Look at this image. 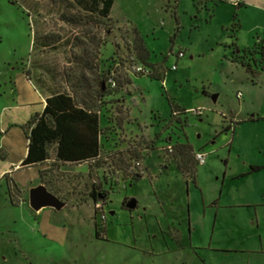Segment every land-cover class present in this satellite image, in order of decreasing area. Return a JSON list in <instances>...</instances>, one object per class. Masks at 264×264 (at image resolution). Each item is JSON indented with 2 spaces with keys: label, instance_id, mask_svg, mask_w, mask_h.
Instances as JSON below:
<instances>
[{
  "label": "rangeland",
  "instance_id": "rangeland-1",
  "mask_svg": "<svg viewBox=\"0 0 264 264\" xmlns=\"http://www.w3.org/2000/svg\"><path fill=\"white\" fill-rule=\"evenodd\" d=\"M76 4L0 0V264H264V168L250 172L264 167V0H115L107 19ZM134 29L147 65L134 53ZM44 36L60 45L40 58ZM77 63L86 74L81 91ZM46 65L50 74L41 75ZM139 65L157 69L163 82L126 72ZM100 70L121 72L131 87H104L100 97ZM41 77L59 86L49 93H70L98 112L97 160L58 164L51 149L46 166L12 169L27 147L26 123L42 112ZM170 102L185 113L176 116ZM176 144L192 148L183 170ZM39 187L58 203L32 209L29 195ZM91 192L107 200L96 203ZM217 197L216 209L200 212L202 200ZM124 198L137 210H120ZM171 222L182 230H167Z\"/></svg>",
  "mask_w": 264,
  "mask_h": 264
},
{
  "label": "trees",
  "instance_id": "trees-1",
  "mask_svg": "<svg viewBox=\"0 0 264 264\" xmlns=\"http://www.w3.org/2000/svg\"><path fill=\"white\" fill-rule=\"evenodd\" d=\"M115 0H77L78 6L88 13H99L101 18L107 19L112 10ZM177 4L178 0H174ZM237 25L231 27V38L235 39ZM133 50L141 64L147 65L150 53L145 47L144 41L139 32L133 30ZM234 50H238L235 43L232 44ZM243 53L246 50L242 51ZM260 55L261 69L264 70V43L258 51ZM244 57V56H243ZM243 57L236 60L237 64L246 72H251L252 68L248 61ZM153 74L148 76L152 80L163 82L165 75L157 73L153 68ZM109 72V71H108ZM107 72V74H108ZM106 74V75H107ZM100 82V97L106 95L105 78ZM126 84V80H118V86ZM171 112L177 115L185 113L174 107L170 102ZM173 118V117H172ZM248 122L255 121L252 117ZM230 128H225L227 132ZM101 129L99 125V115L87 103L78 102L73 96L67 93L52 95L45 100V106L40 114L32 116L25 125V136L27 140L26 157L21 163V167L28 168L45 163L50 158V150H53L55 161L66 164H80L86 161L95 160L99 157L100 144L99 138ZM174 151L180 159L179 168L183 170L185 159L192 153V148L188 144H176ZM198 164V163H196ZM194 168V167H193ZM264 167H251L250 172L254 173ZM42 174L40 173V179ZM140 179L134 177V180ZM98 194L92 193V197L97 200ZM102 197L106 195L101 194ZM96 237L99 235L96 233Z\"/></svg>",
  "mask_w": 264,
  "mask_h": 264
},
{
  "label": "crops",
  "instance_id": "crops-1",
  "mask_svg": "<svg viewBox=\"0 0 264 264\" xmlns=\"http://www.w3.org/2000/svg\"><path fill=\"white\" fill-rule=\"evenodd\" d=\"M206 2H207V0H206ZM76 8H77V10H79V11H82V12H85L80 6H76ZM45 9H47V7L45 6ZM61 22L62 23H65L66 21L65 20H61ZM34 39H35V37H34ZM59 43L58 42H50V41H48V39H47V36H44L43 37V39L42 40H40V43H39V53H40V55H39V57L40 58H46L48 55H50V54H53V53H57V51H58V49H59ZM36 43H35V41L33 42V51H34V49L36 48ZM77 58H80V57H77ZM50 68H47V65L46 66H44V68L42 67L41 68V70L40 71H42L43 73H41V75H48V74H50ZM57 71V70H56ZM73 72H74V74H76V79H75V86H76V88H77V91H81V90H84L85 88H87V82H86V74H85V70L82 68V67H80L79 66V64L77 63V65H76V68H74V70H73ZM102 73H105V72H103V70H100V74H102ZM105 74H107V73H105ZM104 74V75H105ZM101 79V78H100ZM37 80H38V83L40 84V87H41V89L44 91V95H43V99H42V103H41V106H42V110L41 111H43V109H44V106H45V100L48 98V97H50V96H52V95H57V94H60V93H64V92H51V93H49L50 91H55L54 90V87L56 86L57 87V83H56V81H54V80H52L50 77H48V78H45V77H41V78H37ZM102 81H103V78H102ZM126 87H131V82H130V78H128V79H126ZM63 86V85H62ZM59 87V86H58ZM57 87V88H58ZM64 90V89H63ZM68 94V93H67ZM69 95H71L70 93H69ZM71 96H73V95H71ZM122 104L124 105V107H126V109H127V111H128V113H129V116H130V109H129V106H128V99L127 98H122ZM42 113V112H41ZM98 113V112H97ZM40 114V113H39ZM99 125H100V120H99ZM99 144H100V148H101V135H100V138H99ZM198 151V150H197ZM197 151H195V152H197ZM26 157V150H25V152H24V155H23V158L22 159H20L19 160V162L17 163V164H15L14 165V167L12 168V169H17V168H22L21 167V164H20V162H22V160L24 159ZM99 157H100V153H99ZM98 157V158H99ZM97 158V159H98ZM97 159H95V160H97ZM95 160H91V161H86V162H83V163H80V164H78L79 166H81V165H84V164H87V163H89V162H93V161H95ZM145 160V159H144ZM49 161V160H48ZM48 161H46L45 163H42V164H38V165H36V166H33V167H37V166H46L47 165V163H48ZM53 161H55V160H53ZM142 163H144V161H142ZM58 164H63V163H60V162H58ZM64 165H77V164H70V163H66V164H64ZM144 165V164H143ZM28 168H30V167H28ZM165 170H161V174H167L168 173V167L167 166H165V167H163ZM177 169V168H176ZM176 169H174L175 171H176V177H180L181 178V180L184 182V185L185 186H187V183L188 182H185L186 180H184L185 178H183L182 176H177L178 175V172H177V170ZM260 171H262V170H260ZM260 171H257V172H260ZM249 175V174H248ZM240 176H242V175H237V176H233L232 178L234 179V178H239ZM144 179V177L141 179V180H143ZM232 179V180H233ZM150 181H152V179L150 180ZM190 182H192L191 180H190ZM186 183V184H185ZM196 183V182H195ZM194 182H193V184L194 185H196ZM220 197H217L216 199H213V200H211L210 202H208V201H203L202 200V209H201V211L200 212H202L203 214L206 212V210H213V208L214 209H216L218 206H219V199ZM165 206H163V208H164ZM186 207H187V212H190L191 210V207H190V204H189V202H187V205H186ZM215 224V223H214ZM167 226V225H166ZM188 227H189V225H188ZM163 228H165V227H163ZM169 229H175V230H182V229H180V228H177V227H175L174 226V223L173 222H171L170 223V225H168L167 226V230H169ZM187 230H191V228H188ZM214 230H215V226L213 225V227H211V233H213L214 232ZM192 233H191V231H189V235H191ZM210 244H211V242L208 244L209 245V247H210ZM206 245V242L205 243H199V249H201V250H205L206 249V247H204ZM207 249H208V246H207ZM206 262V261H205ZM207 263V262H206Z\"/></svg>",
  "mask_w": 264,
  "mask_h": 264
},
{
  "label": "built area",
  "instance_id": "built-area-1",
  "mask_svg": "<svg viewBox=\"0 0 264 264\" xmlns=\"http://www.w3.org/2000/svg\"><path fill=\"white\" fill-rule=\"evenodd\" d=\"M176 56L178 59H181L184 57L182 52H178V54ZM171 71H176V66H173L171 68ZM126 72L130 73V74H137V75L146 76V77L153 74L152 69H147L143 65H139V66L135 67L133 72L128 71V70H126ZM121 77H122L121 72L114 71V70L109 71L108 74L106 75V78H105L106 88L111 90V91L115 90L118 86V80H122ZM237 97L239 98L240 94H237ZM192 113L196 114V115H201V111H193ZM176 116H177V114H176ZM167 151L169 153H172V148L168 147ZM204 158H205V155L203 153H196L195 154V160L200 165L204 164ZM136 165L139 166L138 163Z\"/></svg>",
  "mask_w": 264,
  "mask_h": 264
},
{
  "label": "water",
  "instance_id": "water-1",
  "mask_svg": "<svg viewBox=\"0 0 264 264\" xmlns=\"http://www.w3.org/2000/svg\"><path fill=\"white\" fill-rule=\"evenodd\" d=\"M217 96H213L212 100L215 102ZM58 201L50 196L42 187L38 189L32 190L29 195V204L32 209L37 210L39 207L44 205H55ZM136 207V201L132 199L127 205L126 208L129 210H133Z\"/></svg>",
  "mask_w": 264,
  "mask_h": 264
},
{
  "label": "flooded vegetation",
  "instance_id": "flooded-vegetation-1",
  "mask_svg": "<svg viewBox=\"0 0 264 264\" xmlns=\"http://www.w3.org/2000/svg\"><path fill=\"white\" fill-rule=\"evenodd\" d=\"M92 193L93 192H91V196H92ZM94 193H96V192H94ZM96 194H98V193H96ZM105 195V194H104ZM94 199V198H93ZM105 200H107V198L106 197H102L101 196V194H98V196H97V200H95L94 199V201L97 203V202H101V203H104L105 202ZM132 200V198H124L122 201H121V203H120V210H122V211H125V212H128V213H133L135 210H137V208H138V203H137V201H136V207L133 209V210H129V209H127L126 208V205L130 202Z\"/></svg>",
  "mask_w": 264,
  "mask_h": 264
},
{
  "label": "bare ground",
  "instance_id": "bare-ground-1",
  "mask_svg": "<svg viewBox=\"0 0 264 264\" xmlns=\"http://www.w3.org/2000/svg\"><path fill=\"white\" fill-rule=\"evenodd\" d=\"M43 207H47V205H44V206L39 207V208L37 209V211L40 210V209L43 208Z\"/></svg>",
  "mask_w": 264,
  "mask_h": 264
}]
</instances>
